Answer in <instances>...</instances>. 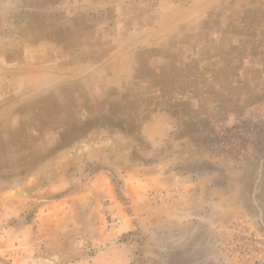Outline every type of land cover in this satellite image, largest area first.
I'll use <instances>...</instances> for the list:
<instances>
[{
    "label": "rangeland",
    "instance_id": "1",
    "mask_svg": "<svg viewBox=\"0 0 264 264\" xmlns=\"http://www.w3.org/2000/svg\"><path fill=\"white\" fill-rule=\"evenodd\" d=\"M264 264V0H0V264Z\"/></svg>",
    "mask_w": 264,
    "mask_h": 264
},
{
    "label": "bare ground",
    "instance_id": "2",
    "mask_svg": "<svg viewBox=\"0 0 264 264\" xmlns=\"http://www.w3.org/2000/svg\"><path fill=\"white\" fill-rule=\"evenodd\" d=\"M42 264V263H41Z\"/></svg>",
    "mask_w": 264,
    "mask_h": 264
}]
</instances>
